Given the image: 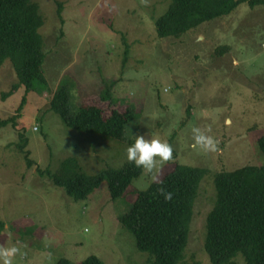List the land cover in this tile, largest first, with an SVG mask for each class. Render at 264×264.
<instances>
[{
    "label": "rangeland",
    "instance_id": "1",
    "mask_svg": "<svg viewBox=\"0 0 264 264\" xmlns=\"http://www.w3.org/2000/svg\"><path fill=\"white\" fill-rule=\"evenodd\" d=\"M33 1L44 19L39 31L51 90L26 94L20 85L2 99L19 81L9 59L0 67V118L16 114L26 95L17 125H0V220L5 223L0 246L21 249L13 264H60L61 259L81 264L91 255L106 264H142L147 254L137 249L119 217L131 209L136 191L183 163L207 170L195 198L184 261L212 264L204 239L216 200V173L264 161L258 147L264 135V4L241 2L181 37L161 38L156 20L171 0ZM64 80L71 85L73 111L81 105L107 113L110 105L122 111L134 106L137 115L126 128L131 142L145 135L171 145L173 158L158 165L155 180L143 172L115 200L105 180L76 201L38 173L39 167L56 171L70 156L89 175L128 162L130 144L81 134L50 109ZM104 80L115 81L113 103L102 98ZM193 127L211 129L207 134L218 141L215 152L192 149Z\"/></svg>",
    "mask_w": 264,
    "mask_h": 264
},
{
    "label": "trees",
    "instance_id": "2",
    "mask_svg": "<svg viewBox=\"0 0 264 264\" xmlns=\"http://www.w3.org/2000/svg\"><path fill=\"white\" fill-rule=\"evenodd\" d=\"M241 2L251 6L264 4V0H171L166 12L156 20L158 36L181 37L204 21L229 14ZM61 6L58 15L63 22ZM43 23L39 6L33 0H0V67L9 59L19 81L2 93V99L12 95L20 85H24L26 94L51 90L43 71L44 38L39 31ZM104 81L102 98L113 103L116 101L112 95L115 81ZM70 101L71 85L64 80L53 93L50 109L58 113L68 127L81 134H97L122 144L132 143L126 136V128L137 115L134 106L122 111L118 104L117 108L110 105L112 110L107 113L97 105H81L73 111ZM25 103L26 95L16 114L0 118V125L16 126ZM258 147L264 159V135L259 138ZM28 165L32 166L33 161L28 160ZM37 171L41 176L47 175L54 185L63 188L76 201L86 199L105 180L111 199L115 200L143 173L126 162L117 169L89 175L75 156L63 159L56 171L40 167ZM206 173L203 167L176 163L147 189L136 191L131 209L121 215L119 221L133 234L137 249L147 254L142 264H186L185 250L194 202ZM214 184L216 200L206 218L204 239V250L211 263L264 264V161L261 165L222 170L216 173ZM161 188L172 192L170 201L165 202ZM4 227L5 223L0 220V232ZM68 262L61 259L60 264ZM81 264L106 263L91 255Z\"/></svg>",
    "mask_w": 264,
    "mask_h": 264
},
{
    "label": "clouds",
    "instance_id": "3",
    "mask_svg": "<svg viewBox=\"0 0 264 264\" xmlns=\"http://www.w3.org/2000/svg\"><path fill=\"white\" fill-rule=\"evenodd\" d=\"M35 130V129H34ZM211 129L202 130L199 127H193L191 147L193 150L211 153L217 150L218 141L207 132ZM126 159L135 168L141 169L144 173L152 176L155 180L154 173L158 171V165L167 162L173 158V149L169 143L157 138L148 139L145 135H137L125 150ZM165 202L172 199V192L159 189ZM21 249L13 244L11 246H0V264H13L14 258Z\"/></svg>",
    "mask_w": 264,
    "mask_h": 264
}]
</instances>
